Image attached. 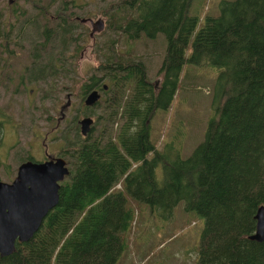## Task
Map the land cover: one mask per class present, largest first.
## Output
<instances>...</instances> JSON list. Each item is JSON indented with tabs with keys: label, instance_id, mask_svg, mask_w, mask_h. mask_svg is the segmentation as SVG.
I'll use <instances>...</instances> for the list:
<instances>
[{
	"label": "trees",
	"instance_id": "trees-1",
	"mask_svg": "<svg viewBox=\"0 0 264 264\" xmlns=\"http://www.w3.org/2000/svg\"><path fill=\"white\" fill-rule=\"evenodd\" d=\"M26 1L36 9L23 19L32 32L15 37V45L24 47L25 40L31 68L38 69L29 79L41 83L40 95L53 102L71 88L87 37L72 16L85 14L75 0ZM192 3L99 0L96 10L109 33L95 44L94 72L79 80L75 95L81 100L93 84L99 88L101 98L80 113L94 121L82 136L78 103H71L70 118L59 129L69 173L60 181L57 203L29 240L15 241L12 252L0 256V264H115L141 203L169 215L179 201L203 217L197 264H264V240L247 239L257 207L264 206V0H222L214 15L206 0ZM158 32L165 53L154 86L142 59L117 43ZM188 63L220 68L211 94L214 113L203 138L181 157L173 146L156 147L149 119L157 107L168 106Z\"/></svg>",
	"mask_w": 264,
	"mask_h": 264
},
{
	"label": "rangeland",
	"instance_id": "rangeland-1",
	"mask_svg": "<svg viewBox=\"0 0 264 264\" xmlns=\"http://www.w3.org/2000/svg\"><path fill=\"white\" fill-rule=\"evenodd\" d=\"M221 1L206 0L208 13L216 14ZM74 2L78 6L81 4V8L77 9L85 15L80 17L89 19L101 17L104 21L103 15L96 10L99 0H75ZM194 2L197 3V0H193ZM74 8L72 9L77 12L76 7ZM12 9L14 10L11 13ZM21 10L25 13L24 18L28 20L32 16L29 14L36 12L30 1L17 0L9 4L8 0H0L2 18H14L13 15ZM39 17L40 15L38 19ZM24 18H18L15 24H20ZM83 26L87 37L74 61L76 65L74 79L68 82L71 88L62 89L53 102L40 95L41 83L29 80L28 83L26 82V89L15 87L14 93H3L0 86V132L3 133L4 139L0 145V163L1 161L7 165L13 163L12 160L15 158L13 150L18 146H21V149L30 148L34 152L37 151L36 142L40 139V134L49 129L53 116L58 114V105L60 102H65L66 93L70 94V100L75 105L79 80L87 77L90 74L88 72H94L97 59L94 46L100 44L109 33L105 32L106 29L103 26V29L94 32L91 38L88 35L90 24L86 21ZM23 30L32 32L31 28ZM117 44L121 50H128L130 54L142 59L149 80L154 83V86L159 83L161 73L158 67L165 53L163 33L158 32L153 37L142 33L139 38ZM14 46L17 47L15 44ZM24 47L20 48L28 54L26 42ZM27 58L29 63L31 59L29 56ZM19 59L16 63L25 62L24 53L20 54ZM20 64L16 65V71L21 70ZM188 67L187 76L182 79L178 91L177 88L174 90L168 106L166 108L157 107L149 119V138L155 141L156 147L173 146L181 157H186L203 138L207 120L214 113L211 94L215 75L220 68L216 64L196 65L193 63H188ZM101 82L104 81L101 80ZM99 108L95 107L98 111ZM46 109L49 113L45 111ZM71 110V107L65 110L64 119L69 118ZM90 116L94 119L93 115ZM61 141L62 138L57 140L54 138L50 141L51 150L55 151L60 148ZM11 144L16 145L12 147ZM155 171L158 176L161 175L159 166ZM6 174V170L0 164V177L4 178ZM138 209V215L134 216V223L131 224L127 235V247L120 252L115 264H197V247L203 227L202 216L194 210H186L183 201H179L169 215L160 210H151L145 203H141Z\"/></svg>",
	"mask_w": 264,
	"mask_h": 264
},
{
	"label": "water",
	"instance_id": "water-1",
	"mask_svg": "<svg viewBox=\"0 0 264 264\" xmlns=\"http://www.w3.org/2000/svg\"><path fill=\"white\" fill-rule=\"evenodd\" d=\"M86 18H80L84 21ZM89 36L103 29L101 17L89 19ZM102 87L105 84L102 83ZM96 88L87 91L83 103L92 105L98 101ZM67 100L60 106V116ZM79 132L86 134L92 125L89 115L77 119ZM68 174L65 160L60 157L43 161L25 160L21 162L10 181L0 179V256L9 255L14 242H26L38 229L42 219L57 203L59 181ZM255 226L247 239L261 242L264 240V206H258L255 214Z\"/></svg>",
	"mask_w": 264,
	"mask_h": 264
},
{
	"label": "flooded vegetation",
	"instance_id": "flooded-vegetation-1",
	"mask_svg": "<svg viewBox=\"0 0 264 264\" xmlns=\"http://www.w3.org/2000/svg\"><path fill=\"white\" fill-rule=\"evenodd\" d=\"M16 1L17 0H8V3L11 4V3H14ZM13 10L14 9L11 10V13ZM13 16H14V18L13 17L12 18H2L3 16L0 14V56H1V60H0V86L2 87L3 93H8V92L14 93L15 87H22L23 89H26L25 85H26V82L28 83V81L30 80L29 77L33 74H36V71L38 70V69H32L31 68V64H30L31 60L28 63V58H27V56H29V55L25 52V50L22 51V49L24 47L18 48V47L14 46V44H19L17 38H15V37L29 38L30 33H29V31L22 30L24 28L29 29V27L27 25L28 22L25 23V22L20 21L21 22L20 24H15L16 22H18V18H21V17H19V15H15V14ZM48 17H50V18H52V17L62 18L61 15L60 16H55V15L52 16L51 15ZM48 17L42 16L39 18H48ZM72 17L76 18L77 16L74 15ZM22 18H24V16ZM79 21L84 24V22H82L80 19H79ZM88 23L90 24V22H88ZM15 28H16V30H15ZM21 53H24L26 60H25V62H23L21 64L16 63L17 61L20 60L19 56ZM29 58H30V56H29ZM17 64H20V67H21L20 71L15 70ZM74 66H76V65H74ZM91 74L92 73H90L88 75H91ZM103 83L105 84V81ZM79 86H80V84H79ZM79 86H78V90L76 93L78 95L81 93V90L79 91ZM93 88H96V90L99 91V93H100L99 88H97L93 84L91 87H89L88 90H86L84 92V94L81 97L82 98L81 100H79L76 97V102L78 103L76 110H77L78 116L81 115L80 118L82 116H85V115L80 114V113L86 112L87 109L89 108V106H93V105H85L83 103V97H84L85 93L87 91L93 89ZM100 95H101V93H100ZM67 98L69 100V104L63 107L62 117H59L60 116V106L63 103V102L62 103L60 102V104L58 105V108H57L58 114L53 116V119L51 120L49 129L40 134L41 137L36 142V147H37L36 152H34L30 148L21 149V146H18L17 148H14V150H13V153L15 154V158L12 160L13 163L7 165L5 162L1 161L0 164L4 167V169L7 172V174L5 175L4 178L0 177L1 180L10 181L14 177L18 165L25 160L43 161L45 159L60 156L65 160V165L68 168V161L65 158V156L62 154V152L60 151L62 148V145L60 148H58L55 151L51 150V148L49 147V145L51 143L50 141L54 140V138L56 140L61 139V137H60L61 132L59 129L64 124V122L66 120V119H64L65 118V110L68 109V107L72 103V101L70 100V94L69 93H66L65 101L67 100ZM74 107H76V106H74ZM69 118H70V115H69ZM91 118H93V117L91 116ZM77 119H76V123H77ZM0 127H1V124H0ZM78 128H79V126H78ZM35 134H36V132H35ZM82 136H84V135H82ZM3 140H4L3 139V133L0 132V145L2 144ZM15 145L16 144H11L12 147ZM20 150H22V152H20ZM19 152H20V154H18ZM65 176L66 175H64V177Z\"/></svg>",
	"mask_w": 264,
	"mask_h": 264
},
{
	"label": "bare ground",
	"instance_id": "bare-ground-1",
	"mask_svg": "<svg viewBox=\"0 0 264 264\" xmlns=\"http://www.w3.org/2000/svg\"><path fill=\"white\" fill-rule=\"evenodd\" d=\"M77 19H80L78 16H77ZM85 21H87V22H90L89 21V18H86L84 21H82V22H85ZM83 24V23H82ZM101 31V30H100ZM99 32V31H98ZM93 36V35H92ZM92 36H89V37H91L92 38ZM104 88H106V84H105V87ZM98 93H99V91H97ZM101 98V95H100V93H99V97H98V100ZM86 105V104H85ZM93 121H94V119L92 118V123H93ZM82 135H85V134H82ZM68 173H69V169H68ZM117 188H121V184L120 183H118V185H117Z\"/></svg>",
	"mask_w": 264,
	"mask_h": 264
}]
</instances>
